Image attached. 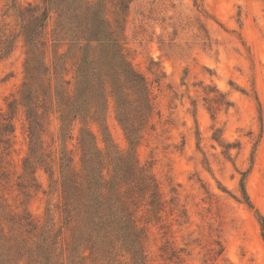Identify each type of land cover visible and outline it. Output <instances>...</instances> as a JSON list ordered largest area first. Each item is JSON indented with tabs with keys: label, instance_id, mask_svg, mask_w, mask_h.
<instances>
[{
	"label": "rangeland",
	"instance_id": "rangeland-1",
	"mask_svg": "<svg viewBox=\"0 0 264 264\" xmlns=\"http://www.w3.org/2000/svg\"><path fill=\"white\" fill-rule=\"evenodd\" d=\"M15 2L0 0V37L13 41L0 59V113L14 128L0 143V199L12 215L57 230V159L65 149L79 167L84 126L63 144L51 115L42 139L52 168L36 171L39 189L19 188L27 124L21 108L8 109L25 79L18 15L43 3ZM122 48L153 106L134 149L163 204L152 213L144 201L136 212L147 264H264V0H132ZM105 125L88 126L96 147L104 151L105 139L125 153L112 102Z\"/></svg>",
	"mask_w": 264,
	"mask_h": 264
},
{
	"label": "trees",
	"instance_id": "trees-1",
	"mask_svg": "<svg viewBox=\"0 0 264 264\" xmlns=\"http://www.w3.org/2000/svg\"><path fill=\"white\" fill-rule=\"evenodd\" d=\"M131 1L42 0L41 8L29 5L18 15L26 48L25 79L8 109L13 114L21 108L27 124L28 154L19 188L39 189L36 171L52 168L42 139L51 115L63 144L73 140L76 122L84 129L76 138L79 167L65 149L57 159V230L12 215L0 199V264H147L136 212L144 201L152 213H160L163 204L155 181L134 152L153 106L146 82L122 48ZM12 48L13 41L0 37V59ZM110 102L128 143L125 153L105 139L104 151L98 149L88 127L106 129ZM13 133L11 119L0 113V143ZM241 191L249 206L243 187ZM261 227L264 236V224Z\"/></svg>",
	"mask_w": 264,
	"mask_h": 264
}]
</instances>
